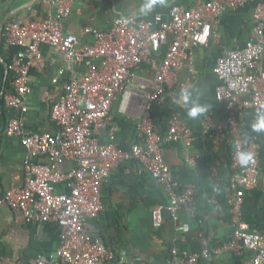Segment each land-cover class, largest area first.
Returning a JSON list of instances; mask_svg holds the SVG:
<instances>
[{
  "label": "built area",
  "instance_id": "built-area-1",
  "mask_svg": "<svg viewBox=\"0 0 264 264\" xmlns=\"http://www.w3.org/2000/svg\"><path fill=\"white\" fill-rule=\"evenodd\" d=\"M253 0H196L192 8L172 7L168 14L152 19L119 17L105 31L86 30L93 43L83 44L63 32L70 15L68 0H41L48 8L42 21L11 22L3 28L7 47L17 48L8 68L11 88L3 100L17 111L0 137L18 138L26 150L24 182L4 193L0 206L18 212L25 224L33 225L41 238L45 225L59 230V247L51 255H40L36 264H146L143 254L133 251L115 255L90 225L104 210L102 189L114 170L125 162L135 163L138 175L149 176L167 198L165 205L151 211L154 229L166 215L173 222L183 209L192 210L193 185L180 184L164 159V149L180 145L188 150L194 144L191 127L177 114L167 122L165 134L155 123L154 108L164 101L167 90L174 91L176 75L191 63L194 50L206 47L222 15L239 10ZM254 28L242 49L228 51L213 68L220 81L216 101L224 105V115L214 123L203 116L200 125L209 134L218 153L222 145L231 147V170L226 187V206L232 234L228 242L212 246L200 235L198 251L171 249L168 259L159 264L211 263L220 256L233 255L242 264H264V234L243 220L247 191L259 187V162L253 158L241 164L238 154L248 146L242 131L243 115L252 111L264 117V0H256ZM50 46L69 64L63 94L51 109L56 135L32 134L24 129L29 107V71L45 68L40 46ZM147 64L152 77L140 79L138 70ZM62 74V72H60ZM124 109L133 105L139 113L137 142L122 149L116 138L119 126L112 115L116 99ZM105 129L101 141L96 130ZM45 162L35 163L34 159ZM70 162L66 172L58 164ZM63 187L62 192L57 188ZM178 231L187 233L182 225Z\"/></svg>",
  "mask_w": 264,
  "mask_h": 264
},
{
  "label": "crops",
  "instance_id": "crops-1",
  "mask_svg": "<svg viewBox=\"0 0 264 264\" xmlns=\"http://www.w3.org/2000/svg\"><path fill=\"white\" fill-rule=\"evenodd\" d=\"M196 0H68L70 15L63 22V32L76 37L80 43L91 44L93 39L86 30L105 31L119 17L152 19L155 15L168 14L174 6L190 9ZM256 0L239 10H227L222 15L206 47L194 50L191 63L175 78L174 91L167 90L164 101L154 108L153 116L162 127L168 119L177 114L194 133V144L184 150L180 145L164 149V159L174 178L182 185L195 187L192 210L183 209L175 223L166 215L161 228L154 229L151 211L165 205L167 198L161 188L147 175L135 172V163L125 162L112 173L102 189L104 210L100 217L91 221L104 245L115 255L133 251L143 254L146 264L166 261L171 249L198 251L202 246L200 235L210 239L212 246L229 241L232 226L225 221V206L217 200L219 187L227 183L228 171L223 167L220 174L202 179L197 169L200 151L204 147V133L200 125L203 116L218 123L224 115V105L216 101L215 92L220 81L213 73L218 58L228 51L242 49L251 38ZM48 8L41 0H0V130L17 116V111L8 108L3 100L11 88L12 74L9 64L18 52L7 47L3 28L11 22L25 23L42 21ZM45 60L42 70L29 71L30 94L27 104L29 113L24 129L32 134L56 135L58 128L51 120V109L63 94L67 80V61L50 46H40ZM62 72V74H60ZM140 79H150V67L144 64L137 72ZM182 88L191 90V99L207 104L208 110L195 118L189 117L190 105L177 103ZM112 115L119 126L116 143L129 150L137 142L136 125L139 113L133 105L124 109L118 97L112 108ZM260 117L252 111L243 115L242 131L247 141L246 151L254 153L259 162L260 183L258 189L264 192V130H255L253 125ZM96 136L105 140V129L95 131ZM26 150L18 138L0 137V198L5 192L22 186L23 163ZM35 163L45 162L44 158L34 159ZM70 162L56 166L59 172L70 169ZM64 189L57 188L58 192ZM187 225L189 231H178ZM59 247V230L55 225H45L40 239L36 237L33 225L25 224L22 216L0 206V264H36L40 255H51ZM200 264H242L233 256H220L211 263Z\"/></svg>",
  "mask_w": 264,
  "mask_h": 264
},
{
  "label": "trees",
  "instance_id": "trees-1",
  "mask_svg": "<svg viewBox=\"0 0 264 264\" xmlns=\"http://www.w3.org/2000/svg\"><path fill=\"white\" fill-rule=\"evenodd\" d=\"M155 120V119H154ZM156 125L160 129L161 134H165L167 130L166 126H160L155 120ZM204 147L200 151L199 162L197 169L199 176L202 179H210L214 174H220L223 167L228 171L227 183L223 187H219L217 194V200L223 206H225L226 217L225 221L231 224V217L229 215V208L226 206V187L229 185L230 177L233 173L231 170V147L222 145L218 153L214 152V145L212 138L209 134L204 137ZM62 189V187H61ZM243 220L253 228L264 234V192L258 188L252 191H247L244 198V204L242 209Z\"/></svg>",
  "mask_w": 264,
  "mask_h": 264
},
{
  "label": "clouds",
  "instance_id": "clouds-1",
  "mask_svg": "<svg viewBox=\"0 0 264 264\" xmlns=\"http://www.w3.org/2000/svg\"><path fill=\"white\" fill-rule=\"evenodd\" d=\"M191 95V90L182 88L177 103L190 105L188 115L189 117L195 118L197 115L206 112L209 106L207 104H202L200 100H192ZM253 128L257 131L264 130V117H261L259 121L253 125ZM253 155L254 153L250 151H242L238 154V160L241 164H246L252 159Z\"/></svg>",
  "mask_w": 264,
  "mask_h": 264
}]
</instances>
